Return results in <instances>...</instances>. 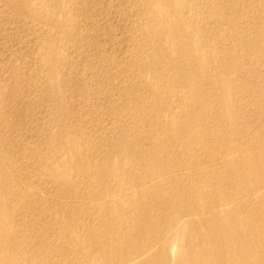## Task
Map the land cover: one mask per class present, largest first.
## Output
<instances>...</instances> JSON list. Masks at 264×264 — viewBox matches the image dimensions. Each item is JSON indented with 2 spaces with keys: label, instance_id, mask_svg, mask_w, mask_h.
<instances>
[{
  "label": "rangeland",
  "instance_id": "obj_1",
  "mask_svg": "<svg viewBox=\"0 0 264 264\" xmlns=\"http://www.w3.org/2000/svg\"><path fill=\"white\" fill-rule=\"evenodd\" d=\"M53 1L0 0V158L30 191L28 199L19 201L23 210L17 213H55L62 207L64 213H97L89 208V198L66 192L65 182L56 179L47 164L62 158L60 141L69 133L106 147L112 139L135 144L143 124L134 130L131 122L145 120L135 109V95L142 103L156 99V90L150 91L156 84L154 66L163 81L175 85V104L188 112L193 108L190 90L199 98L210 91L218 95L213 85L223 73L222 82L234 89L235 101L246 97L233 121L255 123L262 129L252 130L264 140V98L259 91L254 103L251 99L254 90L264 87V0H185V18L192 16L194 21L175 30L173 48L160 42L163 25L145 0ZM158 51L159 60L153 56ZM189 57L197 60L193 69L185 66ZM191 79L192 85L180 89ZM242 85L252 91L251 97L240 91ZM127 104L130 115L142 117L125 120L118 108ZM210 106L222 107L216 101ZM211 123L201 121L205 126ZM232 128L233 124L222 125L209 132L213 151L226 134L233 136ZM233 141L224 144L232 146ZM207 153L200 150L199 155ZM179 154L175 160H162L179 165L184 159ZM223 160L218 157V165ZM217 170L209 178L224 183L226 192H233V186L249 188L259 177L250 172L245 177L236 170L233 174L225 164ZM182 187L175 185V194L168 196L178 198ZM152 198L147 193L133 201L139 209L155 206ZM79 219L87 224L98 220L96 214Z\"/></svg>",
  "mask_w": 264,
  "mask_h": 264
},
{
  "label": "bare ground",
  "instance_id": "obj_2",
  "mask_svg": "<svg viewBox=\"0 0 264 264\" xmlns=\"http://www.w3.org/2000/svg\"><path fill=\"white\" fill-rule=\"evenodd\" d=\"M145 5L153 7V16L163 25L159 31L165 48L175 45V30L194 21L192 16L185 18V0H145ZM153 56L159 60L161 53ZM187 61L186 67L195 68V57ZM171 69L175 70L174 61ZM153 72L156 84L150 91L156 90V99L142 103L135 95V109L143 117L130 115L128 104L118 108L125 120L145 118L131 122L134 130L143 124L135 144L112 139L106 147L69 133L60 141L62 158L47 164L48 171L65 182L66 192L89 198V208L97 213H64V207L55 213H17L23 210L19 201L28 199L30 191L0 158V264H264V140L252 127L262 128L248 119L233 121L246 97L235 101L234 89L219 73L213 85L218 95L210 91L199 98L191 89L193 108L183 111L175 104V85L161 79L159 68L154 66ZM191 81L184 80L180 89ZM244 90L246 96L254 94L253 103L259 91L264 98V87L252 94L242 85L240 91ZM215 101L223 109L211 107ZM204 119L212 123L202 125ZM231 124L233 136L226 134L213 151L209 132ZM227 139L234 140L232 146L224 144ZM200 150L209 153L201 156ZM179 153L184 157L179 165L162 160H175ZM221 156L233 174L236 170L245 177L249 172L259 177L249 188L231 183L234 191L226 192L224 183L209 178L224 165H218ZM175 185L183 186L179 197H169ZM147 193L155 206L138 209L133 200ZM90 214L97 215L95 224L79 219Z\"/></svg>",
  "mask_w": 264,
  "mask_h": 264
}]
</instances>
